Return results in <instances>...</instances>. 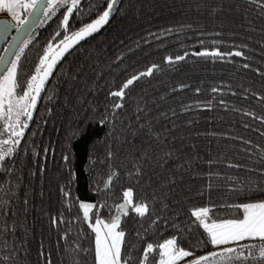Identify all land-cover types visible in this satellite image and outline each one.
<instances>
[{"label":"trees","instance_id":"1","mask_svg":"<svg viewBox=\"0 0 264 264\" xmlns=\"http://www.w3.org/2000/svg\"><path fill=\"white\" fill-rule=\"evenodd\" d=\"M107 2L83 0L82 11L70 20L71 28L79 30L98 18ZM217 7L223 11L213 15L211 10ZM248 7L244 0H122L107 25L65 54L44 86L33 121H28L12 158L11 175L0 172V204L12 201L19 221L10 243L24 246L17 264H47L48 259L51 264H97L95 233L83 219L79 203L96 204L93 214L110 222L126 189L133 188L137 200L151 199L154 189L163 196L156 185L169 175L176 183L166 190L169 208L164 212L157 208L162 219L153 223V218H140L131 210L121 218L128 264H141L148 243L159 250L173 237L196 256L210 253L216 249L191 216L192 210L207 206L219 222L242 218V209L230 205L264 201V190H245L249 178L264 186V177L228 167L264 168V163H254L264 148V124L244 115L264 116V100L259 98L264 96L260 74L264 73V19L256 11L248 12ZM63 11L50 14L24 48L18 92L26 90L25 82L35 74L48 47L55 48L71 35L63 29ZM27 16L23 12V18ZM216 49L225 54L243 50L248 59L193 55ZM177 56L185 59L167 63V57ZM245 63L250 68L245 69ZM153 65L159 71L130 86L125 110L112 117L106 107L108 92ZM213 88L219 91L213 93ZM137 104L147 113H140V123L151 121L163 144L149 136L133 137ZM171 149L179 159L170 160L163 169L156 167V159ZM145 151L153 157L144 163L152 177L151 188L129 176L137 163L133 154ZM177 165L183 167L177 170ZM112 173L116 175L106 189ZM5 181L10 183L5 186ZM65 191L70 193L67 198ZM61 216L64 223L54 226L52 218ZM65 233L67 240L61 239ZM4 238L0 235V245ZM146 264H159L157 254L150 253Z\"/></svg>","mask_w":264,"mask_h":264},{"label":"snow or ice","instance_id":"2","mask_svg":"<svg viewBox=\"0 0 264 264\" xmlns=\"http://www.w3.org/2000/svg\"><path fill=\"white\" fill-rule=\"evenodd\" d=\"M82 2L83 0H0V13L6 12L15 21V24L7 22L0 24V28H3L5 31L12 27H17L18 29H23L22 36H24L30 31L34 23L44 22L40 19L41 16L47 18L56 9L62 8L64 10L62 13L63 29L66 33L71 32V35L64 36L55 48L51 45L48 47L39 62V67L35 68V74L25 82L24 87L26 90L22 93L17 91L21 87L18 76L20 59L24 53V48L27 47V40H22L23 47L15 50L17 54L13 62L6 68H0V72H6L0 78V121L3 122V130L0 132V136L6 137L0 138V172L5 173V175H11L14 163L12 158L18 150L21 140L24 138L25 130L29 127L28 121L32 119L33 110L36 108L40 94L44 91V86L52 75L56 65L69 49L99 32L109 23L110 17L116 11L119 0H108L106 6L98 14V18L86 23L79 30H73L70 26V20H74L76 18L74 14H79L82 11ZM244 3L249 6L248 12L256 11L257 15L261 19H264V0H244ZM220 11H223L222 7L211 10L213 15ZM23 12H27L28 16L32 17V20L29 21L22 18ZM244 18H248L247 12L244 14ZM25 25L27 27H24ZM167 31L171 32V29ZM56 35L59 36L60 32H57ZM215 35H220V33L217 32ZM240 47L244 48L247 46ZM193 55L204 58L211 57L213 59H225L226 56L248 59L243 50L227 54L222 53L219 49L212 51L205 50L193 53ZM183 59H185V56H177L175 59L167 57L166 61L171 65ZM4 63V58L0 57V64ZM243 67L248 69L250 65L245 63ZM156 71H159V66L153 65L146 71L127 79L117 90L109 91L106 97L108 100L106 107L110 115L118 117L125 110L130 86L141 80V78L152 77ZM260 74L264 75V73ZM73 79H76V77H73ZM175 90L173 89V91ZM196 91L199 92V89ZM218 91L216 88L212 89L213 93ZM232 94L236 95V93ZM253 95L255 94L253 93ZM259 98L264 100V96ZM185 110H188L187 106ZM141 112H144L145 115L147 114L145 108L137 104L136 112L134 113L136 127L132 128L133 137L149 136L156 140L158 144H163L164 141L161 140L159 133L154 132L151 121L140 123ZM162 115L167 116L166 113ZM173 115H175L174 110ZM244 115L251 116L253 119H257L259 123L264 124V116H257L252 112H246ZM129 127L131 128V124H129ZM245 127H249V125H245ZM261 135L264 136V132ZM228 138L235 139L234 137ZM244 143L251 145L252 142L244 141ZM252 147L259 148L258 145H252ZM245 151L249 150L245 149ZM133 155L137 163L129 173V176L135 177L138 184L143 181L151 188L152 177L148 176L145 172L144 163L151 162L153 157L147 151L138 155L134 153ZM252 155L254 154L250 153V158ZM64 159L67 160L68 157L65 156ZM173 159H179L176 151L174 149L165 151L163 155H160L156 159V167L163 169ZM208 163L211 165L214 162L210 160ZM254 163H264V148L259 149V158L254 160ZM182 167L183 165H177V170ZM228 167L238 170L243 168L249 173H258L259 176L264 177V168L258 169L240 164H229ZM115 175L116 173H112L109 176L105 183L106 189L111 187ZM160 175L161 173H157V176ZM250 181L251 178H249L245 190H264V186L261 185L260 181H255V183ZM9 183L10 181H5V186ZM175 183L176 180L172 175H169L166 179H160L156 187L164 195H159L154 189L151 193V199L137 200L134 198L136 193L133 188L126 189L123 192V203L119 205L116 216L110 222H105L93 214V210L98 208L96 204L79 203V208L83 212V219L88 222L92 232L95 233L97 264H128V261L124 259L125 232L120 227L121 218L128 216L129 210H131L140 218L149 217L153 218V223L158 222L163 217L156 214L157 208L159 207L160 212H164L169 208L170 201L167 197V191H170L171 186L175 185ZM0 191H3V188H0ZM13 196H15V193H13ZM64 196L67 198L70 196V193L65 191ZM23 203L25 206L28 205L27 198L23 200ZM11 205L12 201L0 204V217H3L0 220V235L5 237L2 245H0V253H2L0 254V264H17V257L21 255V249L24 247L23 244H18L16 241L10 243L11 238L17 234L19 224L17 211ZM229 207L242 209V218L218 222L212 219L210 216L211 209L207 206L194 209L191 212V216L195 218L198 225L207 233L209 242L216 250L203 256H196L194 252L179 246L177 239L173 237L160 244L159 250L154 248L153 244L148 243L142 253L141 264H146L150 253L157 254L159 264H180L181 261H184V264H264V201L230 205ZM24 211L25 213L28 211L27 207H25ZM61 223H64L62 216L60 218H52L54 226L58 227ZM61 239L67 240V233ZM44 255V252L41 251L40 256L44 257ZM189 257L192 259H188ZM47 264H51L50 259H48Z\"/></svg>","mask_w":264,"mask_h":264},{"label":"water","instance_id":"3","mask_svg":"<svg viewBox=\"0 0 264 264\" xmlns=\"http://www.w3.org/2000/svg\"><path fill=\"white\" fill-rule=\"evenodd\" d=\"M121 1L122 0H119L118 5L116 6V11H114L112 17H110L109 22L116 15V13L119 9V6L121 4ZM26 19L31 21L32 17L27 16ZM40 19L45 21L47 18H45L44 16H41ZM5 22L10 23V24H14V22L9 18H6V17L0 18V24H4ZM43 23H34L31 27L30 31L24 36H22L23 29H18L17 27H12V28L5 31L3 28H0V57L4 58V61H5L4 64H0V68H6L13 62L14 57L17 54V52L15 50L23 47L22 40H27V43H28L29 40L31 39V37L38 31V29L42 26ZM24 27H27V25H25ZM5 74H6V72H0V78H2L3 75H5ZM42 92H41V94H42ZM41 94H40V97H41ZM39 99H38V101H39ZM38 101H37V103H38ZM34 110H33L32 119L30 120V123L33 121V118H34Z\"/></svg>","mask_w":264,"mask_h":264},{"label":"rangeland","instance_id":"4","mask_svg":"<svg viewBox=\"0 0 264 264\" xmlns=\"http://www.w3.org/2000/svg\"><path fill=\"white\" fill-rule=\"evenodd\" d=\"M3 17H6V18H9V19L12 20L11 16L8 15L6 12H4V13H0V18H3ZM22 18H23V15H22ZM12 21H13V20H12ZM13 22H14V24H15V21H13ZM181 262H183V261H181ZM181 262H180V263H181Z\"/></svg>","mask_w":264,"mask_h":264}]
</instances>
